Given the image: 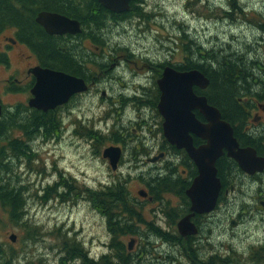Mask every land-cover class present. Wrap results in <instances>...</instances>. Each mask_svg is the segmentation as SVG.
<instances>
[{
	"label": "flooded vegetation",
	"instance_id": "1",
	"mask_svg": "<svg viewBox=\"0 0 264 264\" xmlns=\"http://www.w3.org/2000/svg\"><path fill=\"white\" fill-rule=\"evenodd\" d=\"M129 10L120 13L108 10L111 12L110 17H113L109 21L117 26L127 22L132 17ZM40 11L34 14L37 30L34 35H28L26 30L23 31L17 26H7L0 30V126L3 127L2 134L6 142H9L12 133L19 132V141L27 150L16 161L22 165L30 159H38L36 155L39 154V148L55 146L64 137L71 138L72 142L76 139L80 144H89L96 140L95 136H99L104 142H108L103 150L110 145L120 147L121 155L115 169L107 158L102 157L103 150L101 158L114 172L123 164L138 171L137 176L142 187L136 189L137 195H130L134 200L129 199V205L159 202L166 226L163 230L165 238L162 240L178 249H195L199 261L203 263L218 257L217 252L207 255V252L200 251L204 247H214L212 231L209 228L211 219L223 216L224 219L220 221L227 222L232 228L238 227L244 217H255L254 214L258 213L259 224L264 231V167L249 173L229 154L231 149L239 151L251 148L256 156L264 158V79L251 82V73L245 70L233 77L234 81L237 79L236 83L229 81L230 77L209 56L224 49L217 50L214 46L207 49L200 44L190 49L186 45L188 39L185 31L179 38L178 60H155L149 54H140L141 60H137V49L129 46L110 52L101 48L90 49L91 44L103 43L100 38L103 39L101 35L104 28L97 33L86 28L83 20L87 18L88 12L82 18L69 16L80 22L81 32L60 35L49 34L37 23L36 14ZM133 17L140 20L138 16ZM230 18L226 16V19L233 20ZM8 30H12L11 36L5 34ZM40 37L46 41L42 43L38 39ZM156 39L161 40L160 36H156ZM228 44L231 47L232 44ZM55 45L56 50L53 49ZM145 51L148 53L147 49ZM57 53L62 54L59 55L60 60L66 62V66L53 65V61L59 60ZM226 54L229 61L242 65L243 69L248 62L255 69L264 72V62L249 61L244 53L237 50H230ZM135 59L137 62L146 61L147 64L137 67ZM36 66L75 75L84 81L87 88L73 93L66 102L54 107L39 108L31 105L30 101L34 97L32 87L37 80L32 68ZM167 66L181 72L197 69L204 74L208 84L205 87L194 85L193 91L197 96H205L207 105L219 111V117L226 125L223 130L218 129L217 121L206 117L203 107L192 108L193 116L189 115V119L186 118L188 116L185 110L184 114H180L178 108L175 111H178L179 116L173 121L170 118L174 109L170 110L167 117L160 114L157 107L160 89L156 82ZM136 67L141 72L135 71ZM143 67L146 69L143 70ZM114 68H118L117 74L112 75ZM126 72L133 75L128 80L130 83L123 81ZM112 78H117L115 82L119 81L120 91L115 92L111 85L102 84L110 82ZM228 82L231 89L226 87L230 86ZM221 86L225 87L227 93L220 90ZM93 96L96 97L95 102L90 98ZM188 120L191 121L188 123ZM91 121L99 122L100 127L94 123L91 125ZM123 121L128 123L123 124ZM164 122L167 123V129ZM227 127L230 128V134ZM172 131L181 135L177 143L170 139ZM222 132L223 137L220 136ZM188 146L193 147L196 152L198 149H210L213 146L221 151L212 164L219 188L214 207L191 217L198 229L197 234L182 236L177 225L182 217L192 212L190 201L193 186L195 185L196 198L200 200L211 197L213 190L217 188L210 177L205 182H195L200 177V168L189 154ZM12 157L9 155V162L15 161ZM203 157L209 160L207 154ZM66 172H61L63 177H67ZM72 177L73 175L69 176V179ZM116 181L114 184L124 185V181ZM66 182L55 181L54 188H50L57 194V188L61 187L62 192L58 196H68L72 190ZM140 190L146 192V195L140 194ZM239 197H246L248 200L253 198V206L249 212L243 208V204L242 208L239 206L238 212L233 213V200ZM101 214L105 218L104 213ZM205 227L208 235H204ZM131 238L135 239L136 244L137 238ZM260 244V247L252 248L264 249L263 240ZM183 259L182 264H189L186 256Z\"/></svg>",
	"mask_w": 264,
	"mask_h": 264
},
{
	"label": "rangeland",
	"instance_id": "2",
	"mask_svg": "<svg viewBox=\"0 0 264 264\" xmlns=\"http://www.w3.org/2000/svg\"><path fill=\"white\" fill-rule=\"evenodd\" d=\"M144 1L146 5L142 11L149 15V21H144L141 17L140 20L130 17L127 22L119 26L112 21H106L101 35L103 39L100 38L103 43L91 44L90 49L101 48L110 52L119 47L129 46L137 49V60H141L140 54H149L154 56L155 60L170 58L173 61L178 60L179 38L185 31L188 39L186 45L190 49L200 44L207 49L211 46L217 50L224 49L222 53L237 50L244 53L249 61L264 62V31L259 30L252 21L255 18L261 19L259 14L264 16V0H239V5H237L238 0L231 4L232 0ZM235 3L237 6H242L243 14L244 12L247 14L246 17L226 19L224 10L232 12V16H240L234 13L237 9L231 7ZM239 13L242 15V12ZM10 31H6L5 34L11 36ZM156 36H160L161 40L158 41ZM229 42L232 44L231 47ZM144 64L147 62H137V67ZM137 67L134 70L141 72ZM145 69L143 67V70ZM117 70L118 68H114L111 71L112 75L117 74ZM253 72L259 76L257 78L264 79V72L257 69ZM132 76L126 72L123 81L130 83L128 80ZM116 80L117 78H112L110 82L102 84L111 85L117 92L121 87L119 81L115 82ZM90 98L95 102V96ZM92 123L100 127L99 122L91 121V125ZM127 123L123 121V124ZM102 127L104 129V125ZM18 133H12L9 137L20 139ZM107 143L102 142V145L97 147V140L89 144L86 142L80 144L76 139L72 142L71 138L64 137V140L55 146L39 148V154L36 155L38 159L34 157L35 159H30L28 163L22 165L16 161V167H14L15 162H12L11 173L16 174L18 182L25 186L24 197L27 199L25 214L20 221L7 222L4 217L0 220V245L4 247L5 253L12 254L13 264L31 262L58 264L60 252L63 250L60 248V243L70 239L81 242L95 258L108 251L107 242L110 241V233L107 230V219L86 198L84 190L104 189L116 185L114 183L119 180L124 181L129 199L134 200L130 195H137L136 189L142 186L137 176L138 171L128 168L126 164L116 172L110 170L111 168L101 158V152ZM60 171H67L65 174L67 177H63ZM11 173L9 176L14 177ZM71 175L75 178L69 179ZM55 181L62 183L67 181L66 184H70L72 193L68 196H58L62 188H57V194L50 188V186L54 188ZM47 186L50 190L46 189ZM252 199L239 197L233 200V213L238 212L239 206L242 208L243 204H245L243 208L249 212L253 206ZM131 206L138 211L143 222H136L133 226L135 232L119 237V240L127 246L131 236L137 238L132 250H128L136 254L135 264H177L171 257H180L185 249L170 246L147 229L146 224L149 222L162 230L166 227L161 204L151 202L135 206L131 204ZM1 214L3 211L0 210ZM254 216L244 217L238 227L232 228L227 222L220 221L224 219L223 216L211 219L209 228L212 231L211 240L214 247H204L200 251L207 252V255L217 252L223 258L228 256L237 258V255L247 253L252 247H260V242L264 241V231L260 227L258 213ZM205 228L204 235H208L207 227ZM11 233L16 234L15 241H10ZM183 261L182 257L181 262Z\"/></svg>",
	"mask_w": 264,
	"mask_h": 264
},
{
	"label": "trees",
	"instance_id": "3",
	"mask_svg": "<svg viewBox=\"0 0 264 264\" xmlns=\"http://www.w3.org/2000/svg\"><path fill=\"white\" fill-rule=\"evenodd\" d=\"M234 1L236 0H232L230 4ZM130 3V16H138L144 18V21H149V15L145 11H142V5H146L144 0H132ZM238 3L239 0L237 5H239ZM237 5L235 3L231 7L232 9H237L234 13L240 16H232V12L229 10V12L225 11V16L232 17L230 19L233 20L239 17L241 19L245 18L247 14L245 12L243 14L242 6ZM40 10L57 11L59 14L62 13L68 17L74 16L77 18H82L88 12L89 14L83 20V24L95 33L102 30L106 21L109 22L110 18H113L110 17L111 12L97 0H0V30L7 26H17L23 31L26 30L28 35H34L37 32L34 23V14ZM238 10L242 12V15L237 12ZM259 18L261 19L255 18L252 21L264 31V16L259 14ZM38 39L42 43L46 41L43 37ZM56 47L57 45L53 49ZM58 53L56 57L60 60L59 55L62 54ZM209 56H212L219 65V68L221 67L226 75L230 77L229 81L233 80L236 74L239 75L240 72L245 70L251 73L249 78L251 82L254 80H262L257 78L259 76L252 72L255 69L254 65L248 64V62H246V66L243 69L241 67L242 65H238L232 60L229 61L227 54L221 51ZM59 60L53 61V65L58 67L67 65L66 62ZM235 81L233 80V83H236ZM228 84L230 85V82ZM226 87L231 89V85H226ZM221 89H223L224 93H227L225 92L226 89L224 86H221ZM2 128L0 126V210L3 211V214L0 215V220L4 217L7 222H16L18 220L20 221L25 214L24 208L26 207L27 199L24 197L25 186L18 182L16 174L11 173L13 164L8 161V157L9 155L13 156L12 158L15 159L14 167H16L18 162H16V159H20L23 154L27 153V150L24 149L22 142L17 137H9V142H6L2 134ZM94 138L97 140V147L104 142L99 136H95ZM9 173L13 174L14 177H10ZM47 190H50V188H47ZM84 191L86 192V198L94 207H97L104 213L107 219V230L110 233V241L107 242L108 251L100 254L98 258H95L91 256L81 242L75 239H70L71 241L63 240L60 243V248L63 250L60 252L58 264H135L136 254L134 255V252L128 251V245L126 246L122 240H119V237L133 234L135 232L133 226L136 225V222L142 223L143 219L140 217L138 211L129 205L130 201L125 186L123 184H116L98 190L86 188ZM25 225L27 224L25 223ZM146 225L148 226L147 229H150L153 234L159 238H165V234L161 228H158V226L150 222ZM178 236L177 234L176 237ZM194 250L192 248H185V252L182 250L184 254L181 253L180 257H171V259L177 264H182L181 260L184 256L188 258L189 264H213V262L215 264H241L242 261L245 264H264V249L261 248H250L247 253L243 252L240 256L237 255V258L230 256L223 258L218 255L216 260H212L213 262L208 260L204 263L199 261L198 255ZM11 257H13L12 254L5 253L4 247L0 245V264H13V258ZM30 264L33 263L31 262Z\"/></svg>",
	"mask_w": 264,
	"mask_h": 264
},
{
	"label": "water",
	"instance_id": "4",
	"mask_svg": "<svg viewBox=\"0 0 264 264\" xmlns=\"http://www.w3.org/2000/svg\"><path fill=\"white\" fill-rule=\"evenodd\" d=\"M103 7L110 10L111 12H126L130 9V2L132 0H97ZM36 21L39 23L46 32L49 34H65V33H79L82 31L80 22L77 19H72L64 14H59L55 11L42 10L36 14ZM13 41L12 38H9ZM161 78L158 79V88L160 89V101L158 103V110L160 114L164 117L170 113V110L174 109L171 113L172 121L177 118L178 111L180 114H185L187 119L189 115L192 117L191 110L194 107H203L206 117L210 120L213 119L218 122V129L223 130L225 122L220 119V113L217 109L207 105L205 96H197L193 91L194 85H200L205 87L208 84L207 78L202 72L197 69H193L187 72H181L176 70L172 66H167L163 69ZM33 73L36 76V82L34 87H32V93L34 97L31 99V105L36 107H54L56 105L62 104L68 100L73 93L84 91L87 86H85L84 81L64 71L55 70L51 68H45L41 66H36L32 68ZM178 108L176 112L175 109ZM182 111V112H181ZM1 113V109H0ZM181 116V115H180ZM193 120V119H191ZM191 120H188L189 123ZM164 127L167 129V123L164 122ZM228 128V127H227ZM229 134L231 133L230 128H228ZM224 133H221L223 137ZM181 138L180 133H175L172 131L170 134V139L172 142L177 143ZM190 140V138L188 137ZM189 154L197 162V166L200 168V177H197L195 182H205L208 178H212L213 183L215 182L216 189L213 190L211 197L198 199L196 198L195 185L193 186V191L191 195L190 203L191 213L182 217L178 222V231L182 236L195 235L198 232L196 225L191 221V217L195 213H202L205 211H210L214 205L217 197V192L219 188V181L215 177V169L213 167L214 160L221 154L220 150L215 146L210 149H198L197 152L193 147L188 146ZM203 151V152H201ZM230 155L235 158L240 167L249 173H253L256 170H261L264 167V158L256 156L255 151L251 148L241 149L235 151L231 149L229 151ZM208 155L209 160H206L203 155ZM121 155V149L118 146L110 145L103 150L104 158L109 160V164L113 169L117 167L119 156ZM143 196L146 192L140 190L139 192ZM10 241L16 240V234L11 233L9 236ZM135 239L131 238L128 241V250H132L135 244Z\"/></svg>",
	"mask_w": 264,
	"mask_h": 264
}]
</instances>
